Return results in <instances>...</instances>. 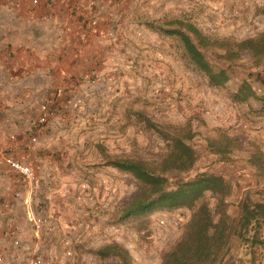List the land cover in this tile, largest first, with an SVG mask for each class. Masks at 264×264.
Segmentation results:
<instances>
[{"label":"rangeland","instance_id":"1","mask_svg":"<svg viewBox=\"0 0 264 264\" xmlns=\"http://www.w3.org/2000/svg\"><path fill=\"white\" fill-rule=\"evenodd\" d=\"M131 1L143 5L132 8L133 20L129 15V21L121 20L120 27L113 23L119 27L121 42L110 51L115 56L107 57L112 69L102 73L101 81L95 85H85L95 89V101L86 102L78 96L65 108L84 120L76 116L73 122L64 124L61 107L57 101H50L49 124L36 143H29V125L48 102L35 97L19 129L12 127L13 120L0 127V140L8 152L16 157L28 154L41 166L40 182L31 188L33 206L42 215L52 214L71 231L77 264L116 262L114 257L101 258L96 253L111 242L125 247L135 264H161L163 253L185 231L192 212L188 207L165 210L153 206L123 216V208L139 189L138 181L130 172L107 164L105 156L149 157L165 152L167 141L148 119L190 121L200 133L193 140L198 151L195 165L187 172L170 173L169 184L177 177L191 179L202 171L223 175L232 185L230 192L223 197L206 191V199L213 210L224 200L226 211L233 218L241 214V202L264 201V177L248 163L255 147L264 148V116L257 113L255 98L243 101L234 97L242 80H249L260 96L264 94V59L258 63L245 52L230 65V80L224 87L216 88L189 63L180 37L165 31L176 26L171 20L185 18L213 36L242 39L256 35L264 29V0H212L216 4L209 5L205 14L202 5L195 4L192 11L198 21L190 16L191 7L185 6V0H175L169 3L172 10L159 13L154 6L161 0ZM144 3L148 5L143 7ZM205 53L215 61L212 50ZM123 55L126 62L121 60ZM117 59L126 65L118 69ZM120 69L125 71L119 72ZM123 82L134 86V90L129 89L131 98L114 104L112 96L123 93ZM68 127L74 129L72 133H64ZM217 127L240 138L230 162L219 161L206 148V137ZM83 184L88 193L79 203L77 197ZM29 189L16 172L0 164V253L6 259L7 254L14 252L10 222L21 225L24 243H31L26 206L22 198L16 197L17 192L26 194ZM5 202H9L7 208L3 207ZM229 255L221 264H264V218L233 235ZM13 258L11 255L10 264H18Z\"/></svg>","mask_w":264,"mask_h":264},{"label":"trees","instance_id":"2","mask_svg":"<svg viewBox=\"0 0 264 264\" xmlns=\"http://www.w3.org/2000/svg\"><path fill=\"white\" fill-rule=\"evenodd\" d=\"M174 28L165 31L180 37L184 55L195 70L204 74L211 86L224 87L230 80V65L247 52L259 63L264 59V29L256 35L242 39L218 37L204 32L190 19L171 20ZM161 28V27H160ZM212 50L215 61L209 60L205 51ZM227 63V65H224ZM234 97L258 102L257 113L264 116V94L259 95L249 80H242ZM250 109L254 111L251 107ZM168 147L165 152L149 157L122 156L106 154L107 164L130 172L138 181L139 189L123 208V216L147 211L153 206L173 210L188 207L192 210L181 238L163 253L161 264H221L230 258L233 235L241 233L252 222L264 218V201L250 204L241 202L238 218L226 211L224 200H220L213 210L206 199V191L226 196L231 183L221 174L202 171L191 179L177 177L170 183L172 172H187L193 168L198 151L193 142L200 135L190 121L154 122L148 119ZM240 146V138L226 129L214 128L213 134L206 137V148L217 155L219 161L230 162L233 152ZM248 163L264 177V149L255 147L250 153ZM101 258L114 257L116 262L107 264H135L130 252L117 242L107 243L98 248Z\"/></svg>","mask_w":264,"mask_h":264},{"label":"crops","instance_id":"3","mask_svg":"<svg viewBox=\"0 0 264 264\" xmlns=\"http://www.w3.org/2000/svg\"><path fill=\"white\" fill-rule=\"evenodd\" d=\"M174 1L161 0L154 6L155 11L171 9L169 3ZM184 4L191 7L190 11L195 10V4L202 5L200 8L205 14L208 6L216 3L212 0H185ZM138 5L143 4L129 1L125 7L110 3L97 7L105 20L99 23L101 34L94 35L87 32L84 18L69 15L60 0H0V127L13 120L16 124L11 122L12 127L19 129L24 117H28L27 110L35 97L48 102L57 101L64 124L70 120L73 122L76 116H79L78 120H84L77 112L65 108L78 96L86 102L95 101V89L85 86L80 77L112 69V64H107L110 63L107 57L115 56L110 54L114 48L104 34L105 28L114 25L117 18L122 17L121 20L125 21L130 15V21L133 20L132 8ZM147 5L144 3L143 7ZM193 13L190 16L198 21ZM215 13L222 15L218 11ZM86 32V38L82 39L80 35ZM121 60L126 62L125 55ZM117 62L119 68L126 65L119 59ZM123 83V93L112 96L114 104L131 98L129 89L134 90V86ZM73 130L72 127L63 129L64 133Z\"/></svg>","mask_w":264,"mask_h":264},{"label":"built area","instance_id":"4","mask_svg":"<svg viewBox=\"0 0 264 264\" xmlns=\"http://www.w3.org/2000/svg\"><path fill=\"white\" fill-rule=\"evenodd\" d=\"M63 7L68 11L69 15H78L84 18L87 32L91 34H101L99 26L100 21L105 20L104 15L98 8L107 3L123 5L131 0H60ZM98 7V8H97ZM121 7V8H122ZM120 27L121 18L114 20ZM119 27L115 28L111 25L105 28L104 34L110 41L112 47L120 44ZM81 34L80 37L85 39L88 33ZM119 68V66H117ZM83 84L91 86L95 85L102 79L101 74H84L80 77ZM54 102V101H52ZM50 102H46L42 106V110L38 117L29 125L28 131L30 134V142L36 143L38 136L49 124V118L52 114ZM0 164L8 167L13 172H16L20 179L30 187L26 194L17 192L16 197L22 198L26 206V220L29 225L31 243H24L22 226L10 222V235L13 238L14 252L5 255L0 253V264H10L14 257L18 264H77L75 250L73 247L74 239L71 236V231L66 229L57 218L52 214L42 215L33 206L32 190L33 186L39 184L41 175H39L41 166L36 165L28 154H23L19 157L8 152L2 145L0 140ZM83 191L78 194L77 200L79 203L85 199L86 184H83ZM92 200L93 197H90ZM9 202L3 203V207L7 208Z\"/></svg>","mask_w":264,"mask_h":264}]
</instances>
